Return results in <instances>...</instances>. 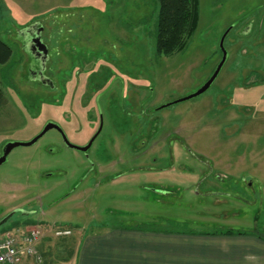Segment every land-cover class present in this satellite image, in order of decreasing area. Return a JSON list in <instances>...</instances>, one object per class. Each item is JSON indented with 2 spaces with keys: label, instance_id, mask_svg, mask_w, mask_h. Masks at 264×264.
I'll use <instances>...</instances> for the list:
<instances>
[{
  "label": "rangeland",
  "instance_id": "rangeland-1",
  "mask_svg": "<svg viewBox=\"0 0 264 264\" xmlns=\"http://www.w3.org/2000/svg\"><path fill=\"white\" fill-rule=\"evenodd\" d=\"M158 7V0H0V39L12 50L0 64V155L48 121L80 143L94 126L76 130L82 86L76 90L74 82L85 76L95 83L91 95L101 92L103 126L88 158L59 150V134L50 129L0 164V223L21 209L0 234L44 226L36 247L53 264H65L69 240L105 222L264 234V82L245 88L264 80V33L245 34L249 21L264 27V0H198L195 31L168 55L156 50ZM33 22L42 25L57 91L22 81L21 31ZM229 28L226 60L212 84L161 107L210 77ZM70 60L77 69L86 63L87 73ZM228 88L243 111L229 105L232 98L225 102ZM66 229L71 235L55 234Z\"/></svg>",
  "mask_w": 264,
  "mask_h": 264
},
{
  "label": "crops",
  "instance_id": "crops-1",
  "mask_svg": "<svg viewBox=\"0 0 264 264\" xmlns=\"http://www.w3.org/2000/svg\"><path fill=\"white\" fill-rule=\"evenodd\" d=\"M26 212L28 217L31 213ZM77 236L72 242L68 239L65 264H264V234L254 232L169 230L105 222ZM36 250L40 261L27 257V264H53L40 247Z\"/></svg>",
  "mask_w": 264,
  "mask_h": 264
},
{
  "label": "flooded vegetation",
  "instance_id": "flooded-vegetation-1",
  "mask_svg": "<svg viewBox=\"0 0 264 264\" xmlns=\"http://www.w3.org/2000/svg\"><path fill=\"white\" fill-rule=\"evenodd\" d=\"M255 29H257L258 31H254ZM261 29H264V27L260 22L257 24V26H255L253 21H249L248 27L245 28V34L250 36L254 32H257L259 34L258 36H261V34L264 33V31H262ZM229 30H230V28L225 33L227 34L229 32ZM34 32H35V30H30L29 32L26 31V32L21 33L23 39H21L22 41L20 42V46H21V50L24 54L23 65H22V70H21V78H23L22 81H29L31 83L36 82V83H39L42 86L48 88L51 91H54V90L57 91V88H58L57 80H55V78L53 77V74H51L49 71L50 68L48 66V63L50 60V53H49L48 45L43 38V28L41 29L40 34H39V39H40V44H39L40 46L39 47H35L34 42L32 41V35L31 34ZM226 34L224 35L223 42H224V39L226 37ZM219 46H220V42H219ZM223 48H224V45H223ZM220 53L222 56V50ZM221 56H220V58H221ZM70 61H71V68H75L77 71L82 72L83 75L85 73H87L86 63L85 64L81 63V65H80L81 68L77 69L76 65H75V61L74 60H70ZM56 70H58V68ZM253 71H255V70H251V72H249V74L253 73ZM71 75L74 78L73 80L76 81L78 74L72 72ZM71 75H70V80H71ZM245 77H246L245 79H247L248 75ZM85 79H86V77L84 76V78H82L81 80L74 82V87L76 88V90L78 89L79 86H82V90H81V93L79 94L78 98L75 101L76 107H78L79 111H80L77 115L80 118H78V117H73V118H75L77 121V124H78L77 127H79V128H76V127L75 128L79 134L82 132L80 127L87 126L88 122L91 124V126H94V127H92L91 134L89 136H87L86 139H84L80 143L74 142L68 136V134L66 133V131L63 128L61 123H59L57 121H52V122L56 123L58 125V127L60 128V130L53 128L54 130H56L58 132L59 137H60V145L58 146V149L60 150L63 147L73 149V150L81 152L85 157L88 158L91 147H92L94 141L97 139L98 135L100 134V132L102 130L103 120H102L101 107L99 104L101 92L98 93L99 92L98 91L94 95H91L90 89H91L92 85H94L95 83L91 82V85L89 86ZM263 82H264L263 79L261 81L256 80L253 82H249L248 84H246V82H245V85H246L245 88L255 87V86L262 84ZM77 83H78V85H77ZM84 88H85V90H84ZM79 89H80V87H79ZM76 90H75V93L77 92ZM232 91L233 90H231L229 88L227 89V91H225V95L223 96V98H225V100H226L225 102L228 103V100L230 98H232V101H231L232 104H229V105L236 108V111H238V112L243 111L247 106L246 105L245 106L234 105L233 104L234 93ZM75 93H74V96L76 97ZM177 100L178 99H175V100H172L168 103H165V104L161 105V107H165V106L171 105L173 103H176V102H178ZM226 103H224V104H226ZM81 115H82V117H81ZM244 121H246V119H244ZM64 135H65L67 142L64 138ZM178 141L183 146L185 145L183 140L178 139ZM185 147H187V146H185ZM114 177L115 176H112L109 179H112ZM16 212L18 213V210L15 211V213ZM21 214H22V212H21Z\"/></svg>",
  "mask_w": 264,
  "mask_h": 264
},
{
  "label": "trees",
  "instance_id": "trees-1",
  "mask_svg": "<svg viewBox=\"0 0 264 264\" xmlns=\"http://www.w3.org/2000/svg\"><path fill=\"white\" fill-rule=\"evenodd\" d=\"M158 3L156 50L158 54L168 55L181 50L188 37L195 31L198 20V0H158ZM11 53L10 46L0 39V64H4L10 59ZM3 101L4 96L0 89V102ZM210 232L253 233V231H241L233 228Z\"/></svg>",
  "mask_w": 264,
  "mask_h": 264
},
{
  "label": "built area",
  "instance_id": "built-area-1",
  "mask_svg": "<svg viewBox=\"0 0 264 264\" xmlns=\"http://www.w3.org/2000/svg\"><path fill=\"white\" fill-rule=\"evenodd\" d=\"M68 232L57 231L56 233ZM39 237L40 232L37 229L3 233L0 236V264H27V257H33L36 261H40L36 250Z\"/></svg>",
  "mask_w": 264,
  "mask_h": 264
},
{
  "label": "water",
  "instance_id": "water-1",
  "mask_svg": "<svg viewBox=\"0 0 264 264\" xmlns=\"http://www.w3.org/2000/svg\"><path fill=\"white\" fill-rule=\"evenodd\" d=\"M41 29H42V25L40 23H38V22H34V23L30 24L29 26H27L25 28H22V31L21 32H26V31L29 32L30 30H35V32L31 34L32 35V41L34 42V46L35 47H39L40 46L39 45L40 44L39 34H40ZM224 35L220 39V48L222 50L221 60L216 65V67L213 70L211 76L195 92H193V93H191V94H189V95H187L185 97L179 98L177 101H182V100H185V99H190L192 97H195V96L199 95L200 93L204 92L211 85V83L214 81V79L218 75V73H219V71H220L223 63L225 62L226 56H227V52L223 48V38H224ZM53 128H56V129H59L60 130V128L58 127V125L56 123H54L52 121H48L44 125L43 129L37 135H35L31 140H28V141H11V142H8L7 144H5V146H4L3 150H2V154L0 155V164L3 163V162H5L7 160V156L9 154V152L14 147H16V146H29V145H32V144L35 143V141L38 138H40L43 134H45L49 129H53ZM64 138H65V135H64ZM65 140H66V138H65ZM66 142H67V140H66ZM15 211H17V209H15L12 212H10L1 221V223H4L9 217H11L13 215V213H15Z\"/></svg>",
  "mask_w": 264,
  "mask_h": 264
}]
</instances>
